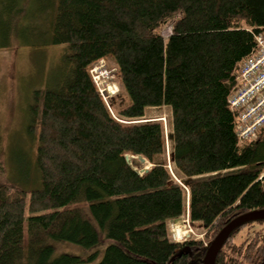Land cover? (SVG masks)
I'll list each match as a JSON object with an SVG mask.
<instances>
[{
    "label": "trees",
    "instance_id": "1",
    "mask_svg": "<svg viewBox=\"0 0 264 264\" xmlns=\"http://www.w3.org/2000/svg\"><path fill=\"white\" fill-rule=\"evenodd\" d=\"M49 10L45 43L66 46L70 65L29 104L37 185L0 184V264H83L54 257V244L101 236L111 243L98 264H203L230 220L264 209V127L238 144L228 106L264 38V0H53ZM107 58L128 99L116 116L89 73ZM161 106L169 163L161 120H143ZM126 156L151 167L140 174ZM186 211L204 239H170L167 222ZM255 223L253 239L236 240ZM215 264H264V220L232 232Z\"/></svg>",
    "mask_w": 264,
    "mask_h": 264
},
{
    "label": "rangeland",
    "instance_id": "2",
    "mask_svg": "<svg viewBox=\"0 0 264 264\" xmlns=\"http://www.w3.org/2000/svg\"><path fill=\"white\" fill-rule=\"evenodd\" d=\"M52 1L0 0V184H14L27 190L35 187L38 182L34 164L37 141L35 135L31 136L27 131L32 94L37 89L55 86L67 71L66 65H70L67 59L70 52L66 46L45 43ZM168 33V29L163 31V34ZM102 60L104 69L116 70L111 58ZM100 79L103 88H107V85L110 87L105 101L116 116V111L128 103L119 84L117 71L105 81H102V77ZM154 119L161 120L163 124L166 145L161 159L169 163L170 108L147 107L143 120ZM127 158L139 173L151 167L139 157ZM132 159L137 160V163L132 164ZM167 165L171 170L172 166ZM176 179L181 185L186 181L184 178ZM167 228L170 239L175 242L190 238L202 240L206 234L205 227L189 221L187 211L177 219L169 220ZM260 228L261 225L257 223L247 226L240 231L236 240H251L253 238L248 235L251 236L252 231ZM173 235L176 239H173ZM110 243L102 236L98 244L88 248L70 242H58L54 244L53 256L67 254L81 258L85 261L83 264H98ZM89 258L92 259L88 260ZM18 264L27 263L23 259Z\"/></svg>",
    "mask_w": 264,
    "mask_h": 264
},
{
    "label": "built area",
    "instance_id": "3",
    "mask_svg": "<svg viewBox=\"0 0 264 264\" xmlns=\"http://www.w3.org/2000/svg\"><path fill=\"white\" fill-rule=\"evenodd\" d=\"M102 63L103 60H100L97 64H93L89 73L99 94L105 100L110 87L107 85V88H103L100 77L105 81L116 70L108 71L103 68ZM228 106L235 120L238 144L251 142L264 127V40L262 38L258 42L257 51L243 63L237 77V85L228 98ZM173 239H176L174 235Z\"/></svg>",
    "mask_w": 264,
    "mask_h": 264
},
{
    "label": "water",
    "instance_id": "4",
    "mask_svg": "<svg viewBox=\"0 0 264 264\" xmlns=\"http://www.w3.org/2000/svg\"><path fill=\"white\" fill-rule=\"evenodd\" d=\"M141 161H144L143 159H140ZM264 220V209L263 210H255L251 211L246 214L239 215L232 220L228 222L224 226V228L216 235L214 240L209 245L206 254L204 256V259L202 261L203 264H215V259L224 245V243L229 238L230 234L234 232L236 229H239L243 225L254 222V221H260Z\"/></svg>",
    "mask_w": 264,
    "mask_h": 264
},
{
    "label": "bare ground",
    "instance_id": "5",
    "mask_svg": "<svg viewBox=\"0 0 264 264\" xmlns=\"http://www.w3.org/2000/svg\"><path fill=\"white\" fill-rule=\"evenodd\" d=\"M261 38L264 40L263 37H256V46H255L254 53H255V52L257 51V49H258V42L260 41ZM254 53H253V54H254ZM245 61H246V60H245ZM245 61H244V62H245ZM244 62H243V63H244ZM242 66H243V64H242ZM242 66H241V68H242ZM241 68H240V71H241ZM239 73H240V72H239ZM238 76H239V75H238ZM234 121H235V120H234ZM258 132H259V131H258ZM256 136H257V135H256ZM178 227H179V226H178Z\"/></svg>",
    "mask_w": 264,
    "mask_h": 264
}]
</instances>
